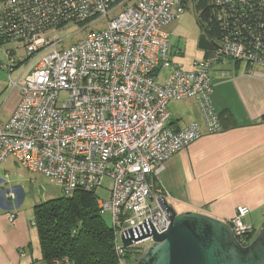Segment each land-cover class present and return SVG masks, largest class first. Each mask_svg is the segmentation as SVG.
<instances>
[{"label":"built area","instance_id":"2783aa9c","mask_svg":"<svg viewBox=\"0 0 264 264\" xmlns=\"http://www.w3.org/2000/svg\"><path fill=\"white\" fill-rule=\"evenodd\" d=\"M211 3L235 39L225 38L193 71H183L169 61L166 28L184 13V0H0V71L11 74L36 61L21 82L9 84L20 100L0 128V165L14 158L28 173L55 183L65 199L94 193L108 177L109 197L97 199V207L102 217L110 215L119 264L128 250L137 254L152 243L149 238L125 248L121 232L146 219L157 234L170 224L165 197L152 187L165 162L205 132L222 130L210 101L213 67L231 60L248 76L264 70V0ZM99 23L103 27L92 31ZM70 26L90 32L65 48L58 33ZM189 99L199 107L205 132L197 124L176 130L171 123L169 103ZM14 188L23 193L21 186L0 189L9 191L11 210ZM248 214L239 206L228 223L242 247L255 238ZM14 219L11 212L8 220ZM33 264L73 263L64 257Z\"/></svg>","mask_w":264,"mask_h":264},{"label":"crops","instance_id":"0c3cea01","mask_svg":"<svg viewBox=\"0 0 264 264\" xmlns=\"http://www.w3.org/2000/svg\"><path fill=\"white\" fill-rule=\"evenodd\" d=\"M245 72L244 65L236 66L227 60L213 67L212 108L217 115L223 111L232 115L220 132H205L194 100L169 103L176 130L197 124L205 133L165 162L155 187L169 205L177 206V214L196 212L229 223L237 207H247L245 222L256 235L264 226V70L257 69L258 76ZM19 100L20 96L5 97L1 106L6 118L0 128ZM19 167L12 159L0 165V178L6 176L9 182L0 189L9 185L23 189L19 204L16 198L10 201L15 206L13 210L8 211L9 204L0 197V264H29L34 259L32 246L38 242L34 207L49 201L43 189L42 196L33 190L37 182L33 174L18 171ZM11 212L15 213L13 221L8 220Z\"/></svg>","mask_w":264,"mask_h":264},{"label":"trees","instance_id":"16d2710c","mask_svg":"<svg viewBox=\"0 0 264 264\" xmlns=\"http://www.w3.org/2000/svg\"><path fill=\"white\" fill-rule=\"evenodd\" d=\"M186 1L184 3L186 5ZM197 24L207 35L205 58L215 52L220 43L235 36L227 32V25L218 21L211 0H192ZM225 60L219 61L217 64ZM234 65L236 62L227 60ZM216 64V65H217ZM221 126L232 119L228 111L218 114ZM153 190H157L155 183ZM34 224L38 236L40 256L29 264L50 263L56 258H68L73 264H119L113 250V234L97 207L95 193L76 192L70 199L49 200L34 207ZM132 253H126L130 260Z\"/></svg>","mask_w":264,"mask_h":264},{"label":"water","instance_id":"95a60500","mask_svg":"<svg viewBox=\"0 0 264 264\" xmlns=\"http://www.w3.org/2000/svg\"><path fill=\"white\" fill-rule=\"evenodd\" d=\"M38 190L42 196V188ZM161 199L170 221L165 232L157 234L149 219L121 232L125 248L152 238L136 264H264V226L242 247L228 223L196 212L177 214Z\"/></svg>","mask_w":264,"mask_h":264},{"label":"rangeland","instance_id":"374dc122","mask_svg":"<svg viewBox=\"0 0 264 264\" xmlns=\"http://www.w3.org/2000/svg\"><path fill=\"white\" fill-rule=\"evenodd\" d=\"M197 14L194 8V4L192 0L186 1V8L184 13L180 16V18L170 24L166 31L170 35V45H171V55L169 57V61L178 65L182 68L183 71H193L198 62H201L204 59L205 49L204 43L208 41L207 35L199 28L197 24ZM103 23H99L94 27L96 31L101 29ZM76 28L70 26L69 28L64 29L63 31L58 33L59 39H64V47L68 48L86 38L90 31L87 33H75ZM64 48V49H65ZM36 61L31 62L28 67H23L21 69L15 70L13 73L8 74L6 72L0 71V124L6 118L5 110L2 108V104L4 103V99L6 96H20L19 90L17 88L11 89L10 82H16L17 80L21 82L28 73L33 70ZM65 99V95H61L59 100L63 101ZM2 105V106H1ZM180 122V121H179ZM14 160V158L9 157L7 159L8 164L10 160ZM17 168V167H15ZM18 171H22L26 173L22 167L17 169ZM28 173V172H27ZM35 178L36 188L34 186V191L39 195L38 188L41 187L44 190V197L46 200H55L61 198V192L56 186L55 183L49 181L48 179L41 177L39 175H33ZM111 180L108 177H102L98 187L95 190V196L99 200H107L110 194L111 188ZM46 202V201H44ZM169 205V204H168ZM176 212L179 211L175 204L170 203V205ZM104 222L110 227L111 220L110 215L108 213L103 215ZM151 243H144L137 254H134V249H130L127 252L132 253L130 256V260H122L123 264H136V262L141 258L143 252L150 246ZM33 253L32 257L39 258V248L38 242L34 243L32 246Z\"/></svg>","mask_w":264,"mask_h":264},{"label":"bare ground","instance_id":"6f19581e","mask_svg":"<svg viewBox=\"0 0 264 264\" xmlns=\"http://www.w3.org/2000/svg\"><path fill=\"white\" fill-rule=\"evenodd\" d=\"M11 193H13V195L15 196V198H16V202H17V204H19V199L20 198H22V196H23V194H22V192L19 190V189H13L12 191H10ZM9 193V191L8 192H6L5 194H3L2 192H0V197L2 198V199H5V195H7ZM6 201V200H5ZM8 208H9V210L8 211H10L11 210V208L9 207V205H8Z\"/></svg>","mask_w":264,"mask_h":264}]
</instances>
